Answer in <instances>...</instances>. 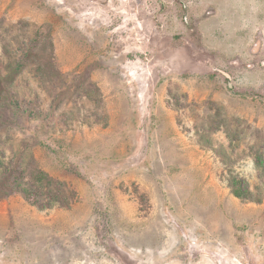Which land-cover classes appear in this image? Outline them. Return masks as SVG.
<instances>
[{
  "label": "rangeland",
  "instance_id": "rangeland-1",
  "mask_svg": "<svg viewBox=\"0 0 264 264\" xmlns=\"http://www.w3.org/2000/svg\"><path fill=\"white\" fill-rule=\"evenodd\" d=\"M0 264H264V0H0Z\"/></svg>",
  "mask_w": 264,
  "mask_h": 264
},
{
  "label": "trees",
  "instance_id": "trees-1",
  "mask_svg": "<svg viewBox=\"0 0 264 264\" xmlns=\"http://www.w3.org/2000/svg\"><path fill=\"white\" fill-rule=\"evenodd\" d=\"M48 176L45 172L43 171H40L36 174H33V180H34V183L36 182H43V180L47 179ZM22 191L24 192V194L28 197V198H31L33 200H35L34 202L37 204L39 199L37 197H35V191L29 189V188H23ZM235 194L237 196H242L243 195V192L241 191L240 188L236 189L235 191ZM245 195V193H244ZM243 195V196H244Z\"/></svg>",
  "mask_w": 264,
  "mask_h": 264
}]
</instances>
